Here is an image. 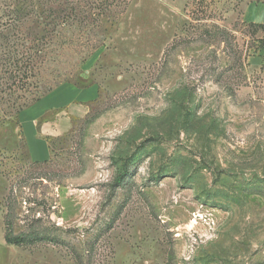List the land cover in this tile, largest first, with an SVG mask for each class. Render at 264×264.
<instances>
[{"label":"rangeland","instance_id":"1","mask_svg":"<svg viewBox=\"0 0 264 264\" xmlns=\"http://www.w3.org/2000/svg\"><path fill=\"white\" fill-rule=\"evenodd\" d=\"M252 1L0 0V264H264ZM65 82L98 94L33 161L20 109Z\"/></svg>","mask_w":264,"mask_h":264},{"label":"crops","instance_id":"2","mask_svg":"<svg viewBox=\"0 0 264 264\" xmlns=\"http://www.w3.org/2000/svg\"><path fill=\"white\" fill-rule=\"evenodd\" d=\"M245 17L253 23H264V0L246 3ZM98 94L95 87H80L71 82L57 86L39 101L21 110L18 114L21 133L33 161L49 159L53 154L50 140L61 135L69 125L67 112L75 113L72 104H83ZM75 108V109H73Z\"/></svg>","mask_w":264,"mask_h":264},{"label":"trees","instance_id":"3","mask_svg":"<svg viewBox=\"0 0 264 264\" xmlns=\"http://www.w3.org/2000/svg\"><path fill=\"white\" fill-rule=\"evenodd\" d=\"M260 27L262 29H264V23H259ZM42 50V49H39V51ZM32 54L30 52V50H28V52H26L25 54V61L22 63V65H19L18 62L14 61V58L12 57H9V59L6 60V72H8L12 77H14L15 73H23V77H25V86H26V91L28 93H32L31 90H30V86H31V83H32V77H34L35 75V72H36V64L33 62L32 60ZM13 61V62H12ZM15 83V81L13 82ZM10 84L11 86L13 85ZM61 84H58L57 86H59ZM52 89L48 90L51 91ZM42 98V96H39V97H36V98H27L26 99V104L20 109V110H23L25 109L26 107L32 105L33 103H35L36 101H39L40 99ZM128 162H124L122 164V169H121V172L116 176L115 178V184L116 185H120L124 178H125V175L127 174L128 172ZM6 241L10 244H21V243H24L25 242V238L23 236H14L11 234V231L9 230V227L7 228V231H6Z\"/></svg>","mask_w":264,"mask_h":264}]
</instances>
